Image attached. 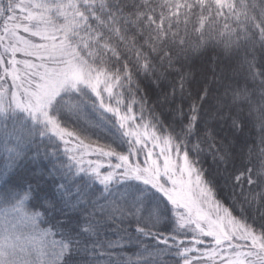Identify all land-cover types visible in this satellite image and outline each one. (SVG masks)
Listing matches in <instances>:
<instances>
[{
	"label": "snow or ice",
	"instance_id": "1",
	"mask_svg": "<svg viewBox=\"0 0 264 264\" xmlns=\"http://www.w3.org/2000/svg\"><path fill=\"white\" fill-rule=\"evenodd\" d=\"M209 46L232 73L218 95L193 71ZM17 113L12 161L52 158L55 189L0 193V264H264V0H0Z\"/></svg>",
	"mask_w": 264,
	"mask_h": 264
},
{
	"label": "trees",
	"instance_id": "2",
	"mask_svg": "<svg viewBox=\"0 0 264 264\" xmlns=\"http://www.w3.org/2000/svg\"><path fill=\"white\" fill-rule=\"evenodd\" d=\"M219 52L220 49H214L212 46H209L202 55L194 56L192 58L194 74L197 79L201 80L204 76H207L208 86L213 89L214 95L222 93L223 89H220V93L215 91V89L219 87V84L213 82V72H215V79L217 80L221 77L222 69L225 70L226 75H232L231 70L227 66L228 62L219 55ZM241 84H243V81H241ZM249 86H253L251 82H249ZM212 102L214 103V101ZM186 107L187 105H185V108ZM157 110L159 111V109ZM243 114L247 118L245 120V127L243 133L241 134L237 132V135H242L243 138L248 140L249 146H256L258 150L260 129L254 121V114L253 117H249L247 108L244 109ZM23 117L24 115L21 113H17L14 117L11 114H9L7 118L0 117V193L5 192L12 187L19 188L21 186L22 178H31L34 175H38L41 177V187L51 195L55 189V184L53 182L54 178L48 175L51 168L52 158L45 159L41 152L39 158L33 159L35 148L32 147L27 158L18 160L15 163L12 161L14 153L10 151V149L19 142L18 137L23 135L22 128L31 127V121L25 122ZM221 126H223L222 123ZM221 134L223 135V133ZM33 139L35 143H39L42 139L46 140V138H41L38 134H36ZM93 139L95 140L96 137L93 136ZM245 151H247V149H245ZM97 187L102 186L97 185ZM12 203H14V201L0 200V220H2L4 214H7L10 222L13 220L15 214L11 212L10 205ZM33 203V201L27 202V208L31 209ZM40 226L41 228L50 227V225L46 223H42ZM127 251L130 252L133 250Z\"/></svg>",
	"mask_w": 264,
	"mask_h": 264
},
{
	"label": "clouds",
	"instance_id": "3",
	"mask_svg": "<svg viewBox=\"0 0 264 264\" xmlns=\"http://www.w3.org/2000/svg\"><path fill=\"white\" fill-rule=\"evenodd\" d=\"M12 235H13V232H12L11 227L5 225V226H3V230H0V241H3L4 239H6L7 237L12 236ZM19 255L22 257V260L29 259L28 255H26L24 253H19ZM32 259L33 260L35 259L34 256L32 257Z\"/></svg>",
	"mask_w": 264,
	"mask_h": 264
},
{
	"label": "rangeland",
	"instance_id": "4",
	"mask_svg": "<svg viewBox=\"0 0 264 264\" xmlns=\"http://www.w3.org/2000/svg\"><path fill=\"white\" fill-rule=\"evenodd\" d=\"M21 114H23V113H21ZM23 115H25V114H23Z\"/></svg>",
	"mask_w": 264,
	"mask_h": 264
}]
</instances>
